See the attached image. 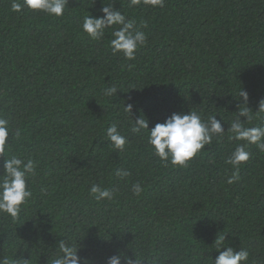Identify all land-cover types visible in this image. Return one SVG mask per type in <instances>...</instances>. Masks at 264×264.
Segmentation results:
<instances>
[{
    "label": "trees",
    "instance_id": "obj_1",
    "mask_svg": "<svg viewBox=\"0 0 264 264\" xmlns=\"http://www.w3.org/2000/svg\"><path fill=\"white\" fill-rule=\"evenodd\" d=\"M12 3L0 0V116L10 120L14 150L38 168L35 202L15 223L0 217V256L20 245L17 258L22 252L30 264H47L62 232L80 237L77 254L89 264H105L118 249L146 259L140 264H212L215 238L225 234L234 251H249V264L264 262V152L250 145V159L229 184L224 159L235 142L227 131L187 167L165 166L128 131L124 113L131 103L133 119L143 114L151 128L193 107L223 117L227 128L240 89L257 110L264 0H165L163 8L115 0V9L147 25V42L131 61L112 55L111 30L100 41L81 31L84 16L103 15L101 0H68L59 18L15 12ZM109 86L118 88L115 97L104 95ZM112 123L128 136L122 152L106 141ZM117 169L130 176L118 179ZM135 182L144 188L139 196L131 192ZM92 183L113 188L114 198L92 200Z\"/></svg>",
    "mask_w": 264,
    "mask_h": 264
},
{
    "label": "clouds",
    "instance_id": "obj_2",
    "mask_svg": "<svg viewBox=\"0 0 264 264\" xmlns=\"http://www.w3.org/2000/svg\"><path fill=\"white\" fill-rule=\"evenodd\" d=\"M114 3L115 0H101L99 11L103 15L84 16L80 28L90 41L104 39L108 30H111L108 48L112 55L120 54L125 60L131 61L135 59L138 48L143 47L147 42V36L142 31L147 25L143 21L137 24L135 19H129L123 11L113 7ZM68 5V0H23L22 3L13 0L11 9L21 12L27 8L33 12H42L47 16L59 18L64 16ZM141 5L163 8L165 0H128L129 7L135 8ZM117 89L109 86L104 89V95L115 97ZM235 96L241 99L237 104L236 115L227 124V128L222 124L225 123L223 117L217 119V115L205 116L202 110L193 107H189L188 111H174L162 122H157L149 128L143 114L133 119V105L129 103L124 106V113L130 122L128 131L140 135L149 146L152 155L161 164L180 168L187 167L202 150L206 151L210 148L214 140L217 142L222 140L227 131L228 140L235 142V147L224 159V163L232 169L231 175L227 177V183L232 184L239 178L240 166L250 159L249 146L255 145L259 151L264 152V98L258 101L257 110L253 111L248 106L249 96L246 91L240 89ZM254 120H259L261 123L253 125ZM10 135L11 139H9ZM14 135L19 138L20 130L16 129ZM104 135L112 149L117 152L125 150L128 136L122 132L118 124L108 125ZM12 136L10 120L0 116V157H3L0 168V217L15 223L20 219L25 208L35 202L30 185L37 176L38 161L15 151ZM115 176L123 180L130 176V172L127 169H117ZM143 191L140 182L131 185L133 195L139 196ZM41 193H46V189L41 188ZM88 195L95 202L101 203L111 201L115 192L113 188L92 183L88 187ZM56 234L63 238L57 241L54 250L48 256L47 264H89L87 257L77 254V242L80 238L78 235L62 232ZM226 242L225 234L215 238L214 250L218 255L212 259V264H249L250 253L246 248L234 251ZM19 246L13 245L10 254L0 256V264H30L29 258H23L22 252L17 258ZM142 260L146 259L138 258L137 254H134V257L128 256L118 249L114 254L106 257L105 264H140ZM253 264H264V262L257 261Z\"/></svg>",
    "mask_w": 264,
    "mask_h": 264
}]
</instances>
